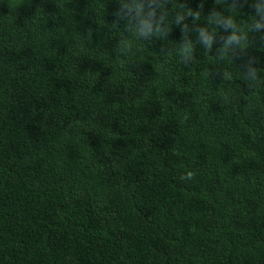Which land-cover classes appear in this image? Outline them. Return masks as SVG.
Segmentation results:
<instances>
[{
    "label": "trees",
    "instance_id": "obj_1",
    "mask_svg": "<svg viewBox=\"0 0 264 264\" xmlns=\"http://www.w3.org/2000/svg\"><path fill=\"white\" fill-rule=\"evenodd\" d=\"M149 4L0 0V264H264V0Z\"/></svg>",
    "mask_w": 264,
    "mask_h": 264
},
{
    "label": "clouds",
    "instance_id": "obj_2",
    "mask_svg": "<svg viewBox=\"0 0 264 264\" xmlns=\"http://www.w3.org/2000/svg\"><path fill=\"white\" fill-rule=\"evenodd\" d=\"M142 6L141 5H136V10L139 11L140 8ZM149 7H151V0H150V4H149ZM191 15V13H189ZM149 17L151 16H154L155 15V9H151L148 13ZM257 15L259 16L260 15V12L258 11L257 12ZM225 27L226 28H231L233 31H232V34L227 38V40L225 41V48L229 45H231L232 43L236 42V43H242V44H246L247 43V40H248V37L246 34H243L239 28V26L236 24V22L230 17L227 21H226V24H225ZM262 27H264V23L260 22V21H257L255 17L252 18V22L251 24L249 25V31H257L259 29H261ZM151 24L148 23L147 20H141V27H140V35H145L146 32H150L151 31ZM156 31L159 32L160 31V28L159 26L157 25V28H156ZM203 34V33H201ZM208 43V46L210 47V41H207ZM184 53L185 54H188L191 49L190 47L188 46H185L184 49H183ZM195 176V173L192 172V171H188L184 176L181 177V179L183 180H191L193 179Z\"/></svg>",
    "mask_w": 264,
    "mask_h": 264
}]
</instances>
